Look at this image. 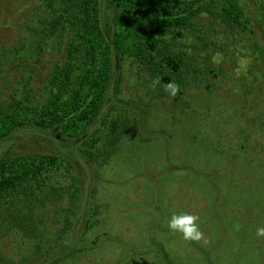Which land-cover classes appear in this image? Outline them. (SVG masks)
Here are the masks:
<instances>
[{"label":"rangeland","instance_id":"1","mask_svg":"<svg viewBox=\"0 0 264 264\" xmlns=\"http://www.w3.org/2000/svg\"><path fill=\"white\" fill-rule=\"evenodd\" d=\"M47 1L0 0V105L12 96L48 101L51 70L64 59L41 35ZM238 1L252 29L211 44L212 69L192 71L174 98L151 86L135 57L117 61L87 134L103 138L84 148L89 165L81 172L73 160H84L76 142L56 145L68 157L36 191L54 201L0 210V264H264V0ZM103 16L111 23L107 3ZM197 43L189 35L177 48L191 54ZM52 138L21 130L0 158L44 151ZM77 180L82 193L68 195ZM180 212L199 217L200 241L168 229Z\"/></svg>","mask_w":264,"mask_h":264},{"label":"trees","instance_id":"2","mask_svg":"<svg viewBox=\"0 0 264 264\" xmlns=\"http://www.w3.org/2000/svg\"><path fill=\"white\" fill-rule=\"evenodd\" d=\"M105 3L113 13L111 23L103 19ZM46 4L41 35L47 44L54 42L53 48L64 61L51 70L45 104L12 96L0 105V145L21 130L54 139L44 151L8 153L0 158V210L14 206L16 200H23L24 207L29 202V208L35 201L42 205L54 201L46 194L38 197L36 191L43 187L44 176L68 157L56 148L62 140L79 145L85 161L73 160L84 164L81 172L85 171L90 154L84 148L97 147L103 139L96 138V131L87 134L102 114L123 55L148 66L153 79L174 81L181 91L192 71L212 69L207 53L211 44H225L231 34L252 29L251 15L238 0H48ZM203 19L214 26L215 36L208 35ZM189 35L198 42L191 54L177 48ZM75 184L68 195L77 197L83 189L80 180Z\"/></svg>","mask_w":264,"mask_h":264},{"label":"clouds","instance_id":"3","mask_svg":"<svg viewBox=\"0 0 264 264\" xmlns=\"http://www.w3.org/2000/svg\"><path fill=\"white\" fill-rule=\"evenodd\" d=\"M162 85L163 90L170 96L175 97L179 91V85L174 81H169L162 84V77H157L152 80L153 88ZM199 217L187 212L172 213L167 222V227L173 232L182 235L183 239L189 241H200L202 232L198 224ZM257 236L264 237V228L257 229Z\"/></svg>","mask_w":264,"mask_h":264}]
</instances>
